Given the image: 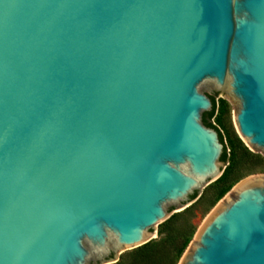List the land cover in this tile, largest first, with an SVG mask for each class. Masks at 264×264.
<instances>
[{
    "label": "water",
    "instance_id": "95a60500",
    "mask_svg": "<svg viewBox=\"0 0 264 264\" xmlns=\"http://www.w3.org/2000/svg\"><path fill=\"white\" fill-rule=\"evenodd\" d=\"M264 155V0H0V264H106L227 164ZM177 264H264V174Z\"/></svg>",
    "mask_w": 264,
    "mask_h": 264
},
{
    "label": "trees",
    "instance_id": "16d2710c",
    "mask_svg": "<svg viewBox=\"0 0 264 264\" xmlns=\"http://www.w3.org/2000/svg\"><path fill=\"white\" fill-rule=\"evenodd\" d=\"M228 113V102L223 97L216 98L213 123L221 130L227 148V164L222 173L211 183L212 197L209 205H213L256 164H263L264 157L252 152L235 133H230L225 126V115ZM246 166H250L247 167ZM246 168V169H243ZM195 203L173 212L165 220L158 223V236L120 253L118 259L106 264H177L181 254L189 244L195 225L191 222Z\"/></svg>",
    "mask_w": 264,
    "mask_h": 264
},
{
    "label": "rangeland",
    "instance_id": "374dc122",
    "mask_svg": "<svg viewBox=\"0 0 264 264\" xmlns=\"http://www.w3.org/2000/svg\"><path fill=\"white\" fill-rule=\"evenodd\" d=\"M218 97H223L221 94H219L216 98ZM225 98V97H223ZM228 102V113L225 115V126H226V129L228 130V132L230 133H233L235 132L239 137V133L235 127V124H234V121H233V115H232V104L230 102V100H228L227 98H225ZM225 128L222 127L221 130H224ZM240 139L244 142V144L254 153H258L260 154L261 156L264 157V155L259 151V150H253L251 149L246 143L245 141L240 137ZM226 166V164L223 166V168ZM247 167H250V166H246ZM246 168H243V169H246ZM248 169V168H247ZM251 174H264V163L263 164H256L253 166V170L252 171H248L247 173H245L244 175H242L241 178H239L236 182L233 183V185L230 187V189L237 183L239 182L241 179H244L246 177H248L249 175ZM214 181V180H213ZM209 182L207 183L206 185H204V187H201V192L199 193V195L191 202V203H195V207L193 209V216L191 217V222L195 225V231H194V234L197 230V228L199 227V225L201 224L202 220L204 219L205 215L213 208V206L230 190H228L221 198H219L213 205H209V201H210V198L212 197V188L210 187L211 183L213 182ZM190 203V204H191ZM176 211H179V210H173V212H176ZM171 213V214H172ZM158 228H159V225H155V237L158 236ZM193 234V236H194ZM192 236V238H193ZM191 238V240H192ZM190 240V241H191ZM188 246V245H187ZM187 248V247H186ZM185 248V249H186ZM185 251V250H184ZM183 251V253H184ZM122 253V252H121ZM182 253V254H183ZM181 254V255H182ZM181 257V256H180ZM180 259V258H179ZM179 261V260H178ZM178 263V262H177Z\"/></svg>",
    "mask_w": 264,
    "mask_h": 264
},
{
    "label": "flooded vegetation",
    "instance_id": "af4514ba",
    "mask_svg": "<svg viewBox=\"0 0 264 264\" xmlns=\"http://www.w3.org/2000/svg\"><path fill=\"white\" fill-rule=\"evenodd\" d=\"M223 169V168H222Z\"/></svg>",
    "mask_w": 264,
    "mask_h": 264
}]
</instances>
